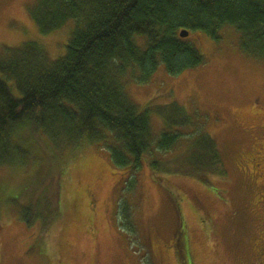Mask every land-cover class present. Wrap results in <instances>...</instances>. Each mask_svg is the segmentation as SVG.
Wrapping results in <instances>:
<instances>
[{
    "label": "rangeland",
    "instance_id": "rangeland-1",
    "mask_svg": "<svg viewBox=\"0 0 264 264\" xmlns=\"http://www.w3.org/2000/svg\"><path fill=\"white\" fill-rule=\"evenodd\" d=\"M38 2L0 0V55L29 41L51 61L65 55L71 23L40 35L31 14ZM218 36L190 39L204 65L175 76L160 66L126 93L139 107L176 103L204 120L226 174L209 175L206 184L170 171L154 175L143 158L137 182L130 181V167L116 166L106 149L85 142L60 150L47 135L28 133L40 161L0 166V264H181L175 250H186L191 264H257L264 250V165L257 168L256 153L264 147V64L240 49L233 29ZM151 127L156 137L163 130L155 115ZM179 145L154 156L168 161L185 148ZM51 172L48 192L40 183ZM37 201L42 218L27 226L19 215Z\"/></svg>",
    "mask_w": 264,
    "mask_h": 264
},
{
    "label": "trees",
    "instance_id": "trees-1",
    "mask_svg": "<svg viewBox=\"0 0 264 264\" xmlns=\"http://www.w3.org/2000/svg\"><path fill=\"white\" fill-rule=\"evenodd\" d=\"M31 14L42 36L69 23L72 29L58 60L36 41L0 55V166H26L33 158L28 133H42L56 149L87 142L108 150L116 166L130 167V181L137 182L143 158L154 175L170 171L206 184L209 175L226 174L204 120L176 103L139 107L126 85L147 83L160 66L175 76L204 65L191 37L218 40L224 29H233L240 49L264 64V0H39ZM182 31L189 37L180 38ZM154 115L163 125L157 137ZM181 143L183 151L168 161L154 156ZM38 153L33 159L40 161ZM54 175L40 183L48 192ZM41 206L28 205L20 219L30 226L42 218ZM177 253L181 264H191L186 250Z\"/></svg>",
    "mask_w": 264,
    "mask_h": 264
},
{
    "label": "flooded vegetation",
    "instance_id": "flooded-vegetation-1",
    "mask_svg": "<svg viewBox=\"0 0 264 264\" xmlns=\"http://www.w3.org/2000/svg\"><path fill=\"white\" fill-rule=\"evenodd\" d=\"M264 147L263 148H258V150L256 151L257 155L259 156L258 157V163H257V168L261 169V163H263L264 165V158H263V151ZM262 243H264V238L261 240ZM175 249H176V246H175ZM176 252V255L178 254L177 253V250H175ZM257 264H264V250H262V252L259 254L258 258H257Z\"/></svg>",
    "mask_w": 264,
    "mask_h": 264
},
{
    "label": "water",
    "instance_id": "water-1",
    "mask_svg": "<svg viewBox=\"0 0 264 264\" xmlns=\"http://www.w3.org/2000/svg\"><path fill=\"white\" fill-rule=\"evenodd\" d=\"M179 35H180V38H182V39H185V38L189 37V34L186 31L180 32Z\"/></svg>",
    "mask_w": 264,
    "mask_h": 264
}]
</instances>
